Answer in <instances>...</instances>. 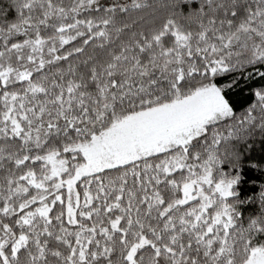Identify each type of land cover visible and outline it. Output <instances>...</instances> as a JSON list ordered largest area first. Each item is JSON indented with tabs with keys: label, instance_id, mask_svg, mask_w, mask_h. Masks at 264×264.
Here are the masks:
<instances>
[{
	"label": "snow or ice",
	"instance_id": "snow-or-ice-1",
	"mask_svg": "<svg viewBox=\"0 0 264 264\" xmlns=\"http://www.w3.org/2000/svg\"><path fill=\"white\" fill-rule=\"evenodd\" d=\"M0 264H264V0H0Z\"/></svg>",
	"mask_w": 264,
	"mask_h": 264
}]
</instances>
